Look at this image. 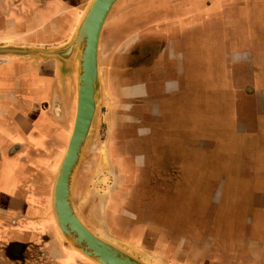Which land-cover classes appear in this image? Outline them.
<instances>
[{
  "label": "rangeland",
  "instance_id": "1",
  "mask_svg": "<svg viewBox=\"0 0 264 264\" xmlns=\"http://www.w3.org/2000/svg\"><path fill=\"white\" fill-rule=\"evenodd\" d=\"M90 1H82L76 27ZM103 29L99 62L105 88V65L116 59L104 58L107 54L139 59L142 66H167L156 39L164 43L162 50L166 49L169 57L182 58L179 67L184 73L176 74L181 84L178 90L171 85L173 90L158 103V125L151 112V98L137 97L131 106L133 126L125 143L132 156L145 158L146 166L139 167L141 177L134 178L133 193L123 201L127 211L139 214V221L121 213L110 201L106 208V198L101 197L111 195L117 182L116 162L105 159L109 131L101 123V105L75 178L73 203L78 216L94 233L114 243H122L118 238L122 229L127 234L136 226L167 231L169 239L178 241L176 264L188 259L180 246L189 234L206 236L204 246L212 243V237L231 235L234 247L240 250L246 240L250 243L246 234H251L256 221H264V210L252 204L254 195L264 196V0H120ZM167 67L171 81L175 72ZM129 92L138 96L137 88ZM143 127L160 131L140 135L137 128ZM244 131L240 139L237 132ZM181 139L191 146L201 139L222 141L226 152L232 148L237 156L218 155L221 163L205 166L203 176ZM242 152L249 154L250 162ZM86 187L90 200H86ZM230 198L238 199L236 207H230ZM167 237L160 235L158 241L165 243L162 238ZM122 244L130 252V245ZM49 247L56 257L64 256L60 239L52 240ZM158 251H163V245ZM193 256L191 253L189 258ZM237 257L238 264H255Z\"/></svg>",
  "mask_w": 264,
  "mask_h": 264
},
{
  "label": "crops",
  "instance_id": "2",
  "mask_svg": "<svg viewBox=\"0 0 264 264\" xmlns=\"http://www.w3.org/2000/svg\"><path fill=\"white\" fill-rule=\"evenodd\" d=\"M82 1L0 0V48L44 51L63 48L76 32ZM155 43L164 56V65L175 72L174 80L168 81L170 70L167 66L160 69L155 65L149 67L148 63L142 66L143 63L137 62L139 59L104 54V58H116L110 65H105L103 71L106 88L102 85L101 113L104 117L101 123L109 131L110 147L105 159L113 161V164L116 162L117 182L111 195L101 194V197L106 198V208L111 202L119 207L121 213L134 215L138 221L139 214L127 211L123 201L133 193L131 182L141 177L139 167L146 166L145 158L132 156L125 143L133 126L130 125L131 106L137 97L151 98V112H154V121L158 125L161 120L158 103L165 99L162 97L164 94L173 90L171 85L175 90L180 87L176 74L184 73V67L183 72L179 67L182 58L169 57L167 50H162L164 43L162 45L157 39ZM76 79L75 62L58 56L43 53L0 55V264H94L63 238L52 206L53 178L73 130ZM127 79L132 82L127 83ZM136 88L138 96L129 92V89ZM158 131L160 129L151 127L137 128L140 135ZM246 132L237 134H241L239 138L242 139ZM166 133L169 130L166 129ZM181 140L186 153L194 157L192 160L196 166H200L203 176L206 174L205 166L213 164L217 167L216 163H221L218 155L230 159L237 156L232 148L226 152L228 148L222 141L201 139L191 146L185 139ZM242 155L250 162L249 154L242 152ZM213 173H216L215 168ZM74 191L76 181L72 196ZM262 197L261 194L252 197L253 206L260 210H264ZM87 199H92L89 191H86ZM237 201L230 198V207H236ZM99 214H103L102 209ZM124 232L120 230L118 238L130 245V253L135 257L147 264H176L174 252L178 241L169 239L167 231L136 226L131 234ZM157 234L167 237L162 238L165 243L158 241ZM246 235L250 243L246 240V244L237 250L231 235L212 237V243L204 246L206 236L189 234L180 246L188 259L180 264L205 263L207 260L206 264H238L237 256L240 260L264 264V221H256L251 234ZM57 239L65 250L64 256L56 257L50 251L49 243ZM122 243L116 241L114 244L124 248ZM162 245L163 251L160 252L158 247L160 249ZM256 246L257 250H253ZM191 253L194 255L192 259L189 258ZM243 255L250 256L242 258ZM253 255L256 257L252 258Z\"/></svg>",
  "mask_w": 264,
  "mask_h": 264
},
{
  "label": "water",
  "instance_id": "3",
  "mask_svg": "<svg viewBox=\"0 0 264 264\" xmlns=\"http://www.w3.org/2000/svg\"><path fill=\"white\" fill-rule=\"evenodd\" d=\"M119 1L92 0L74 38L63 48L44 51L8 47L0 48V55L43 53L75 62L76 89L79 84L78 103L66 154L60 172L55 176L56 182L54 180L55 201L52 199V204L57 226L71 246L96 264H147L88 228L78 216L72 196L76 174L91 142L102 103V78L101 74L98 76L100 36L106 19Z\"/></svg>",
  "mask_w": 264,
  "mask_h": 264
},
{
  "label": "bare ground",
  "instance_id": "4",
  "mask_svg": "<svg viewBox=\"0 0 264 264\" xmlns=\"http://www.w3.org/2000/svg\"><path fill=\"white\" fill-rule=\"evenodd\" d=\"M91 2H92V0L90 1V3H89V5H88V7H87V10L85 11V13L83 14V18H82V20H81V23H82V21H83V19H84V17H85V15H86V13L88 12V8H89V6H90V4H91ZM106 21H107V19H106ZM106 21H105V23H104V26H105V24H106ZM80 23V24H81ZM104 26H103V28H104ZM102 32H103V30H102ZM101 35H102V33H101ZM100 41H101V36H100ZM100 41H99V47H100ZM98 54H99V52H98ZM100 75V67L98 66V76ZM78 83H79V80H78ZM78 91H79V84H78V86H77V89H76V106H77V103H78ZM73 125H74V123H73ZM67 150V149H66ZM65 154H66V151H65V153H64V155H63V157H62V160H61V162H60V165H59V167H58V170H57V173H56V175L58 176V174H59V172H60V168H61V165H62V162H63V159H64V156H65ZM56 178L57 177H55V178H53V179H55V182H56ZM54 181V180H53ZM54 185H53V191H52V199H53V202L55 201V198H54V188H55V183H53ZM52 206H53V204H52Z\"/></svg>",
  "mask_w": 264,
  "mask_h": 264
},
{
  "label": "flooded vegetation",
  "instance_id": "5",
  "mask_svg": "<svg viewBox=\"0 0 264 264\" xmlns=\"http://www.w3.org/2000/svg\"><path fill=\"white\" fill-rule=\"evenodd\" d=\"M79 187V186H78Z\"/></svg>",
  "mask_w": 264,
  "mask_h": 264
}]
</instances>
